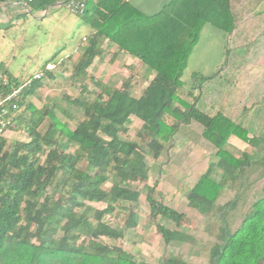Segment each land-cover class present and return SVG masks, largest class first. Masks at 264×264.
I'll list each match as a JSON object with an SVG mask.
<instances>
[{
  "label": "trees",
  "instance_id": "16d2710c",
  "mask_svg": "<svg viewBox=\"0 0 264 264\" xmlns=\"http://www.w3.org/2000/svg\"><path fill=\"white\" fill-rule=\"evenodd\" d=\"M65 1L26 3L30 13L38 14ZM231 1L168 0L147 14L130 0H86L80 18L91 32L71 76L89 78L95 90L82 83L79 95L63 94L50 107L36 106L31 97L44 85L45 75L53 78L47 68L51 59L39 78L24 80L0 62V97L20 89L7 102L14 115L10 128L26 133L25 140L12 142L0 135V264H193L173 253L160 263L135 260L102 240L122 238L137 226L140 191L132 183L147 181V157L158 159L176 132L192 121L202 126L201 137L215 157L185 194L189 206L218 216L208 264L264 261V185L261 196L250 202L264 179V134L250 135L223 111L197 106L193 90L214 75L196 76L186 91L192 101L182 97L183 72L203 27L210 24L227 34L235 28ZM101 39L138 59L152 75L139 97L131 94V85L111 86L89 73L94 58L103 53ZM133 117L141 121L136 139L128 137ZM233 137L255 151L234 155L226 148ZM69 146L73 149L67 150ZM145 188L164 244L194 241L180 229L184 213L171 208L160 193L156 196L154 186ZM224 189L232 197L216 204ZM116 210L120 227L105 218ZM158 216L170 219L174 228L157 221ZM51 225L58 227L55 237Z\"/></svg>",
  "mask_w": 264,
  "mask_h": 264
},
{
  "label": "rangeland",
  "instance_id": "374dc122",
  "mask_svg": "<svg viewBox=\"0 0 264 264\" xmlns=\"http://www.w3.org/2000/svg\"><path fill=\"white\" fill-rule=\"evenodd\" d=\"M254 1L232 0L235 28L231 33H224L210 24L203 27L182 76V97L192 101L186 91L191 90L195 77L199 80L202 75H214L202 83L201 90H193L200 99L197 105L208 112L224 110L229 117L247 128L250 135L264 134V0L255 5ZM155 9V6H148L147 11L153 12ZM1 26L0 57L6 63V69L22 80L41 74L46 61L51 59L57 63L66 57L77 48L82 38L88 36L89 31L88 25L82 23L80 16L69 12L61 3L50 6L46 12L25 13L18 21L13 20ZM124 59L131 61L130 67L116 64L115 68H101L99 65L98 68H88V71L94 78L111 86L124 88L131 85L133 94L137 95L143 91L152 75L147 73L146 66L138 59L129 55ZM72 66L73 63L67 60L61 68H49L53 78L45 75L44 85L31 97L36 106L50 107L54 103H60L63 94L79 95L82 83L88 89L95 90L89 78H72ZM130 76L129 84L127 81ZM218 87L221 90L229 88L231 106H220ZM76 116L82 115L77 113ZM60 117L65 118L61 114ZM140 125V120L133 117L128 125L129 138L136 139L135 132ZM201 130V125L192 121L176 132L158 159L147 157L149 178L145 182L132 183L140 191L136 205L137 226L125 230L124 236L116 240L103 237L105 243L121 247L135 260L160 263L173 253L193 264H208L206 253L215 240L218 216L214 213L199 214L187 204L185 197L198 176L205 171L206 163L215 160L212 147L201 137ZM3 136L8 142L26 139V133L20 128H9ZM226 148L236 156L244 149L255 151L237 138H231ZM66 149L72 150L73 147ZM110 179L109 176L106 185H110ZM147 183L154 186L156 196L160 193L171 208L185 214L180 222V229L193 235L194 241L190 244H164L156 230L146 199ZM263 185L264 179L257 184L250 202L261 196ZM232 195L231 190L224 189L216 203L221 205ZM90 205L101 208L105 204ZM105 218L116 227L122 224L118 210L105 215ZM157 221L174 228L173 222L166 217L158 216ZM50 229L52 237L59 234L57 226L51 225Z\"/></svg>",
  "mask_w": 264,
  "mask_h": 264
},
{
  "label": "crops",
  "instance_id": "0c3cea01",
  "mask_svg": "<svg viewBox=\"0 0 264 264\" xmlns=\"http://www.w3.org/2000/svg\"><path fill=\"white\" fill-rule=\"evenodd\" d=\"M130 1H131V3H133L135 6H137L139 9H141L143 12H145L147 14H152V13L159 11L162 8V6L168 2V0H157V1L156 0H145L143 5H141V2L143 0H130ZM260 1L261 0H255L254 5H255V3L260 2ZM145 6H147V7H145ZM148 6H155L156 11H153V12L147 11ZM25 12H27V9H26L25 5L23 4L22 0H5V1L1 2L0 3V28L2 27L1 24L11 23V22H13V20L18 21L20 19V17L25 14ZM258 14H260V13H258ZM262 14H264V12H262ZM88 29H89V31H88V36H89L91 31H90V28H88ZM88 36L82 38V42L77 46V48L74 51H72L70 54H68L66 57H64L63 59H60L59 62H57V63H55L53 61L49 62L47 64V68H61L66 63L67 60L72 62L73 66H74V64L78 61V59L82 55L83 49L87 44ZM100 47L103 49V53L100 56L95 57L92 64L88 68H98L97 66H99V65L101 66V68H115L116 64L118 66H124L125 68L126 67L128 68V66L130 67L131 61L124 59L125 56L128 54H126L124 52H117V48H116L115 44L108 43L106 39H101ZM0 62H3L6 66V63L4 61H2L1 57H0ZM123 62H124V64H123ZM73 66H72V68H73ZM206 81L207 80L203 81L202 83H204ZM202 85L203 84H201L200 88H196V89L201 90ZM224 88H223L224 90H221V87H218L219 96L217 95V97L220 100L219 104H220V106H222V105L231 106L232 100H231V95L229 93L230 90H229V88L227 89V87H224ZM130 91H131V94L135 97H139L143 92L142 91L141 93L136 95V94H133L132 89ZM199 101H200V99H197V103ZM200 108L205 110L203 107H200ZM216 110H221V109H216ZM216 110H214V111H216ZM214 111H210V112H214ZM221 111H223L226 114V112L224 110H221ZM234 120H236V119H234ZM201 132H202V130H201ZM257 135H260V134H257ZM208 145H210L209 147H212L209 142H208ZM210 161H214V160H210ZM210 161H208L206 163V168H207V165ZM147 185H148V183H147ZM195 211H197V210L195 209ZM197 212L199 214H201L199 211H197ZM201 215H204V214H201ZM184 217H185V214H184Z\"/></svg>",
  "mask_w": 264,
  "mask_h": 264
},
{
  "label": "built area",
  "instance_id": "2783aa9c",
  "mask_svg": "<svg viewBox=\"0 0 264 264\" xmlns=\"http://www.w3.org/2000/svg\"><path fill=\"white\" fill-rule=\"evenodd\" d=\"M22 1L28 2L30 0ZM64 5L69 12L80 16L84 13L86 0H66ZM40 76L41 74H35L34 78H39ZM19 91L20 89H15L11 93L0 97V135H4V133L10 128L13 123L14 115L9 113L7 102L15 98L18 95Z\"/></svg>",
  "mask_w": 264,
  "mask_h": 264
},
{
  "label": "water",
  "instance_id": "95a60500",
  "mask_svg": "<svg viewBox=\"0 0 264 264\" xmlns=\"http://www.w3.org/2000/svg\"><path fill=\"white\" fill-rule=\"evenodd\" d=\"M23 4L25 5L27 11L29 12V9H28V5H27V3L23 1Z\"/></svg>",
  "mask_w": 264,
  "mask_h": 264
}]
</instances>
